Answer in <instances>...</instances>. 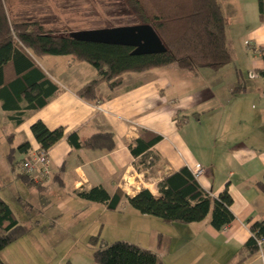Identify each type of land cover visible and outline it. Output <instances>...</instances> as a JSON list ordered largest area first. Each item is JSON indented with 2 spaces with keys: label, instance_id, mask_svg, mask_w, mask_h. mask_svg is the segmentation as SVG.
I'll list each match as a JSON object with an SVG mask.
<instances>
[{
  "label": "crops",
  "instance_id": "obj_1",
  "mask_svg": "<svg viewBox=\"0 0 264 264\" xmlns=\"http://www.w3.org/2000/svg\"><path fill=\"white\" fill-rule=\"evenodd\" d=\"M41 2L9 0L8 11L13 19L55 29L46 11L36 10ZM218 3L232 56L219 69L202 67L192 73L168 65L126 72L118 86L101 82L97 98L87 100L77 90L99 75L85 61L69 55L36 56L27 49L33 66L19 74L14 62L9 63L6 86L0 89V197L29 229L1 251L6 264H93L96 245L91 238H106L109 232L154 250L165 264H260L257 253L241 259L246 254L241 249L252 225L264 223V75L259 72L264 69V18L258 0ZM25 64L20 56L16 66ZM35 65L43 75L31 71ZM29 75L32 100L14 90ZM39 120L49 129H65L49 149L51 174L42 185L19 174L21 162L40 148L31 131ZM145 131L161 139L152 147L154 165L139 171L135 162L140 156L129 146ZM74 132L81 140L112 132L115 148L75 147L68 140ZM25 141L30 149L22 152L18 146ZM10 154L20 161L16 170ZM197 164L206 168L198 179L203 188L215 197L227 189L233 198L235 218L222 229L211 224L210 215L188 224L168 223L139 213L125 199L111 210L106 202L79 194L103 186L111 195L122 189L133 196L144 188L158 195L163 177ZM18 204L21 209L13 206Z\"/></svg>",
  "mask_w": 264,
  "mask_h": 264
},
{
  "label": "trees",
  "instance_id": "obj_2",
  "mask_svg": "<svg viewBox=\"0 0 264 264\" xmlns=\"http://www.w3.org/2000/svg\"><path fill=\"white\" fill-rule=\"evenodd\" d=\"M129 1L138 13L139 23H149L156 29L168 48L166 52L132 54L133 48L130 46L83 41L72 37L71 32L45 30L36 21L13 19L8 11L9 0H0V89L6 86L4 76L9 63L14 62L19 74L34 65L27 49L36 56L69 55L75 60L91 64L97 70L99 78L87 82L77 90V94L87 100L97 98V87L101 82L108 83L110 88L118 86L126 72H141L176 65L198 73L202 67L219 69L231 61L232 56L226 40V20L218 0ZM258 8L260 18L263 19L264 0H258ZM260 52L264 59V46L260 48ZM20 56L26 59L27 64L18 68L16 62ZM31 71L43 75L36 65ZM259 72L264 75V69ZM33 82L31 75L22 77L20 85L14 90L16 93L26 94L29 100H32L30 91L34 87ZM241 88V84L236 87L237 90ZM33 106L31 104L30 108ZM31 131L40 144V149H50L65 134L64 127L49 129L40 120L32 124ZM160 139V135L145 131L139 139L130 144L133 155L140 156L135 162L139 171L154 165L157 158L152 147ZM68 140L75 147L107 150L115 148L112 132L96 133L85 140H81L74 132L68 136ZM29 149L28 141L18 146V150L22 152ZM10 157L12 169L16 170L20 161L15 162L13 154H10ZM19 174L30 183L42 185V182L35 181L23 171ZM157 188L158 195L147 188L133 196L126 194L122 189L111 195L103 186H95L79 194L87 200L106 202L111 210L118 209L125 199L139 213L158 217L168 223L188 224L202 221L210 215L211 224L217 229H222L235 218L231 211L233 198L228 190L225 189L217 197L212 196L187 166L163 177ZM251 228L257 235L264 234L262 222L254 223ZM28 229V226L18 222L10 205L0 197V264H6L1 257V251ZM91 241L100 245L93 253V264H165L154 250L134 242L117 240L108 244L97 236L92 237ZM241 250L243 255L246 253L241 259L257 253L255 238L251 236Z\"/></svg>",
  "mask_w": 264,
  "mask_h": 264
},
{
  "label": "rangeland",
  "instance_id": "obj_3",
  "mask_svg": "<svg viewBox=\"0 0 264 264\" xmlns=\"http://www.w3.org/2000/svg\"><path fill=\"white\" fill-rule=\"evenodd\" d=\"M39 8L46 11V20L52 22L50 27L66 33L139 23L138 13L129 0H43L41 6L36 7V10ZM16 156L18 159L19 154ZM1 164L0 162V166ZM15 189L14 186H11L10 191H15ZM13 206L21 209L19 204ZM107 235L106 238L102 237L101 239H104L108 244L120 240L116 239L113 233L109 232ZM159 242L160 236L152 248H157ZM83 243H79V246H82ZM99 246L97 244L96 248Z\"/></svg>",
  "mask_w": 264,
  "mask_h": 264
},
{
  "label": "water",
  "instance_id": "obj_4",
  "mask_svg": "<svg viewBox=\"0 0 264 264\" xmlns=\"http://www.w3.org/2000/svg\"><path fill=\"white\" fill-rule=\"evenodd\" d=\"M71 36L83 41L130 46L133 48L132 54L163 53L168 50L156 29L149 23L76 30L71 32Z\"/></svg>",
  "mask_w": 264,
  "mask_h": 264
},
{
  "label": "built area",
  "instance_id": "obj_5",
  "mask_svg": "<svg viewBox=\"0 0 264 264\" xmlns=\"http://www.w3.org/2000/svg\"><path fill=\"white\" fill-rule=\"evenodd\" d=\"M21 170L27 175L33 177L37 182H46L51 174L49 149H38L32 156L24 159L20 166ZM192 171L197 179L205 174L206 168L197 164ZM251 236L255 238L258 251L257 255L260 264H264V234L257 235L252 231Z\"/></svg>",
  "mask_w": 264,
  "mask_h": 264
}]
</instances>
